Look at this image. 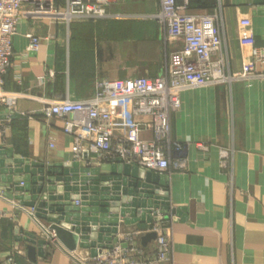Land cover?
<instances>
[{
  "label": "crops",
  "instance_id": "0c3cea01",
  "mask_svg": "<svg viewBox=\"0 0 264 264\" xmlns=\"http://www.w3.org/2000/svg\"><path fill=\"white\" fill-rule=\"evenodd\" d=\"M101 1L105 16L69 20L41 17L33 5L22 6L12 64L4 75V89L17 97L6 149L46 165L73 162V139L63 131L64 121L42 113L52 101L93 96L100 80L165 75L170 53L182 42L171 40L154 17L160 0ZM177 3L190 13H217L227 73L254 66L252 49L264 47V2ZM30 35L40 38L36 51L28 49ZM180 98V108L170 114L171 138L184 146L186 166L164 174V195L175 215L174 264H264V67L241 79L187 87ZM102 109L111 115L115 136L131 137L136 122L151 120L134 116L129 98L105 102ZM141 135L150 138L151 132ZM221 149L228 153L225 165ZM0 210L7 212L0 216V264H6L17 230L40 231L6 200L0 199ZM153 240L147 244L151 249ZM20 244V264H72L61 243L47 242L44 255L37 251L35 259L25 242Z\"/></svg>",
  "mask_w": 264,
  "mask_h": 264
},
{
  "label": "built area",
  "instance_id": "2783aa9c",
  "mask_svg": "<svg viewBox=\"0 0 264 264\" xmlns=\"http://www.w3.org/2000/svg\"><path fill=\"white\" fill-rule=\"evenodd\" d=\"M64 2L63 6L57 0H0V115L3 116V123L0 124L3 136L1 148L6 147L5 136L16 112L17 97L4 89V75L12 64L13 38L17 33L22 6L31 4L36 15L57 20L99 18L106 15L101 0ZM186 6L178 4L177 0H160V11L154 15L165 26L171 40L182 42L179 49L170 53L165 75L155 78L136 76L100 80L97 81L93 96L80 100L52 101L42 111L45 118L53 115L64 121L63 131L73 139V161L80 163L84 160L87 166L92 163H124L158 174H170L174 169L183 171L186 166V157L181 154L184 146L171 138L170 125L171 112L181 106V91L187 87L241 79L254 73L257 66L264 67V47H254V66L249 71L227 73L217 13H190L185 11ZM39 46L40 38L30 35L28 49L36 51ZM125 98L131 99L134 116L151 119L149 123L136 122L131 137L115 136L110 125L111 115L102 109L105 102ZM147 130L151 132V137H142V132ZM220 153L223 158L221 162L225 165L227 150L221 149ZM16 185L23 187L26 181L22 178L11 183L12 198L7 195L8 188L0 185V199L26 212L37 223L40 231L38 236L47 242L58 243L55 230L36 216L37 204L28 206L23 204L24 200L16 198V195L32 196V192L16 191ZM90 193L88 191L87 195ZM165 193V187H158L151 205L148 204L149 198H146L145 205L142 198L138 205H132L127 200L113 206L109 200L102 207L105 226L110 228L109 233L103 232V238L96 239L95 245H91L92 239H89L87 247L78 245L74 250L64 247L72 264H174L171 234L175 215ZM76 195L72 205L82 207V192ZM116 207L117 212L114 210ZM122 209H125L123 213ZM6 215V211L0 210L1 217ZM96 215L100 216L101 210ZM115 218L116 223L112 224L111 221ZM134 218L138 220L127 223L126 219ZM139 223L145 224L146 228H140ZM101 227L99 223L97 232H100ZM149 232L156 233L152 249L142 244V237ZM22 252L19 242L8 253L6 264H20L17 255Z\"/></svg>",
  "mask_w": 264,
  "mask_h": 264
},
{
  "label": "water",
  "instance_id": "95a60500",
  "mask_svg": "<svg viewBox=\"0 0 264 264\" xmlns=\"http://www.w3.org/2000/svg\"><path fill=\"white\" fill-rule=\"evenodd\" d=\"M22 178L26 185H16L14 189L31 191L33 195H16V198L24 200L23 204L28 206L37 204L36 216L45 220L50 229L55 230L58 243L68 250H74L78 245L87 247L89 239H92L91 245H95L96 239L103 238V232L109 233L110 228L105 226L102 212V207L109 200L113 206L127 200L132 205H138L142 198L145 205L146 198H149L148 204L151 205L154 203L152 198L157 193V188L166 186L164 174L145 172L130 164L92 163L81 167L79 162L73 161L46 165L0 147V185L8 188L7 195L10 198L13 197L11 183ZM80 191L83 206L74 207L72 200L77 198L76 194ZM88 191H91L90 195H87ZM98 210H101L100 216L96 215ZM114 210L117 212L118 208ZM121 211L123 213L125 209ZM132 213L135 214V211ZM137 220L126 219L127 223ZM99 223L102 227L97 232ZM111 223L115 224L116 218ZM138 226L146 228L145 224L139 223ZM17 231L19 234L16 245L24 241L30 258L35 259L37 251L39 255H44V246L47 243L44 238L31 232L22 233L21 229ZM155 238L156 233L149 232L142 237V244L147 246Z\"/></svg>",
  "mask_w": 264,
  "mask_h": 264
}]
</instances>
